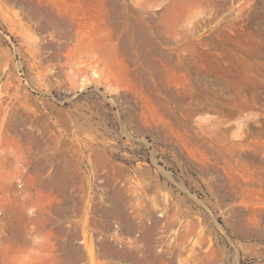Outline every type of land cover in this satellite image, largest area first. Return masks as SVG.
Here are the masks:
<instances>
[{
    "label": "rangeland",
    "instance_id": "rangeland-1",
    "mask_svg": "<svg viewBox=\"0 0 264 264\" xmlns=\"http://www.w3.org/2000/svg\"><path fill=\"white\" fill-rule=\"evenodd\" d=\"M0 264H264V0H0Z\"/></svg>",
    "mask_w": 264,
    "mask_h": 264
}]
</instances>
